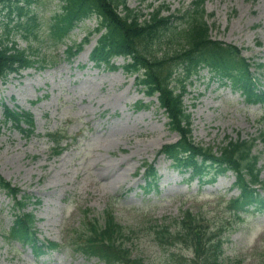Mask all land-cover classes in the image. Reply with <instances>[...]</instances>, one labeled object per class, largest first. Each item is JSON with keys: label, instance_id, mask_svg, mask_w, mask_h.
<instances>
[{"label": "rangeland", "instance_id": "1", "mask_svg": "<svg viewBox=\"0 0 264 264\" xmlns=\"http://www.w3.org/2000/svg\"><path fill=\"white\" fill-rule=\"evenodd\" d=\"M166 1L172 3L171 8L174 10L187 5L190 0ZM137 3V0H130L131 6H136ZM258 3H253L251 6L245 0H210L207 9L209 12L214 11L216 15L210 20L215 24L214 37L228 42L236 40L245 47L253 46V52L249 50L246 54L253 53L262 61L264 47L259 48L255 45L257 40L264 41V5H260L259 8ZM61 73L63 72L49 76L57 82L53 85L46 84V91L51 95L42 104L29 105L24 100L21 104L35 111L38 131L53 129L62 121L74 118L67 125L69 130L73 132L84 127L88 135L87 142L82 144L81 150L73 148L59 159L50 158L45 138L36 136L30 139L21 138L18 133L10 130L5 131L0 137V169L14 183L33 193L35 198L42 199L40 204L29 205V209H35L40 224H44L45 231L59 235L65 215L70 209V200L65 201L66 198L75 194L79 204H84L85 185L90 187V195L94 196V201H99L100 196L105 198L107 194L121 193L129 190L130 187L132 191H128L127 198L135 201L134 204L146 206L144 213L137 217L139 229L144 223L145 225L152 222L160 223L166 217H176L185 209L186 201L196 204L202 211L209 213L210 217L214 215L220 217L222 208L219 205L220 198L216 194L224 192L226 186L231 185L233 179L229 177L222 176L217 184L205 183L203 187L199 185L197 179L194 180L193 187L200 192L198 195L200 197L195 199L196 190L192 191L191 187L180 185L183 175L167 171L166 175L171 178L166 177L162 180V186L171 185L173 190L188 188L190 192L179 194L175 198L164 197V194L156 193L155 190H151L150 197L157 194L153 198L136 194L137 191L134 189L145 183L142 175H136L143 159H153L162 144L176 140L177 135L172 134L164 124L165 121L152 112L145 113L142 119L137 120L132 112L126 110L122 114H117V120L113 121L117 129L109 133L105 120L99 115L100 108H94L95 99L101 93L100 89L87 85L75 86L71 75L65 74L62 77ZM45 81L44 77L43 82ZM22 85V82H16V88L21 92L24 88ZM194 92H196L195 88ZM2 94L8 98L9 93L2 92ZM215 96V94L204 95L202 98L192 100L196 103L191 110L194 114L193 130L197 140H203L207 144L221 141L226 134L232 137H237L238 134L249 137L258 133L255 119L262 114L261 107L240 103L234 96V99L229 101L223 98L216 99L219 108H211ZM86 98H89V101H86ZM78 116L81 117V121L76 119ZM130 136L135 138L131 140ZM258 148L262 149L264 146L259 144ZM260 163L264 164V156ZM160 167L170 170L168 165L163 164ZM262 175L264 176V172ZM236 193L237 191L233 194ZM132 219L134 217H131ZM262 235H264V216H254L231 232L227 253L248 251L255 254L260 251L254 250L255 246L264 243V241L260 242ZM142 243L152 255L154 264H175L173 260L168 259L171 251L192 263L193 250L186 248L187 243L181 240L160 241L156 234L153 236L148 234L143 236ZM256 260L257 257L249 258L250 262L241 263L235 260L234 264H249L253 261L256 264ZM62 263L72 264L68 256Z\"/></svg>", "mask_w": 264, "mask_h": 264}, {"label": "trees", "instance_id": "2", "mask_svg": "<svg viewBox=\"0 0 264 264\" xmlns=\"http://www.w3.org/2000/svg\"><path fill=\"white\" fill-rule=\"evenodd\" d=\"M90 1H96V0H81V2H90ZM100 3L105 4L106 8L111 11L112 13H108V17L111 20V30L114 34V43L117 41L123 42L126 40L133 39L134 35L137 36L136 29L138 20H137V14L126 7L125 0H99ZM120 4L124 5V11L125 16L119 15L118 6ZM128 19H131L132 21L129 22ZM136 39V38H135ZM133 39V40H135ZM104 49V47H102ZM171 102V108L173 110L172 116L176 122H179L183 115L181 114V110L177 106L176 100H170ZM250 145L247 143H231L224 147L225 156L230 158L226 159L228 161H232L236 166H238L241 169H245L250 175V179L252 181H256L257 174L255 169V160L256 156H253L250 153ZM244 188L249 185H246L243 183ZM218 257L216 256V260Z\"/></svg>", "mask_w": 264, "mask_h": 264}]
</instances>
